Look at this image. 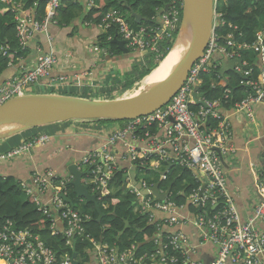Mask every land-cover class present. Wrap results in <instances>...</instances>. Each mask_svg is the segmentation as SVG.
Masks as SVG:
<instances>
[{
  "label": "built area",
  "instance_id": "1",
  "mask_svg": "<svg viewBox=\"0 0 264 264\" xmlns=\"http://www.w3.org/2000/svg\"><path fill=\"white\" fill-rule=\"evenodd\" d=\"M61 1L47 0V13L41 19L28 14L21 3L12 4L16 36L22 49L41 33H45L52 43L48 27L57 23L56 15ZM94 2L95 0H89V5L93 6ZM223 2L226 0H215L214 27L209 43L171 101L150 115L128 120L125 126L112 132L100 147L81 158V165L90 170L84 182L92 187V193H99L100 199L103 193L113 191L110 181L119 171L112 147L118 141H125L130 135L133 136L127 151L135 165L140 160L135 166V176L142 187L139 189L134 185L130 177H127L124 185L127 186V192L135 197L134 212L145 216L147 223L153 225V235L144 234V241L153 242V251L140 253L135 244L122 249L116 243L95 241L86 233L84 224L92 219V215L81 208L75 209L60 196L61 193L67 195V184L71 176H60L47 170L35 173L30 183H21L23 190L33 197L38 210L50 217L53 232L64 234L68 246L72 248L77 239L89 241L90 245L85 250L90 254L91 260L83 264H264V168L261 167L257 177L261 200L254 206L247 221H242L233 195L228 190V173L222 160L231 161L238 152L227 113L232 111L233 114H243L255 126L256 106L264 105V58L263 61L260 59V73L255 74L253 68V65H259L258 53L263 56L264 30H258L255 40H242L244 32L224 19V13L220 9ZM176 13H168L163 17V31L166 29L168 32L174 26L178 19ZM113 25L117 26L126 45L134 51L143 55L159 52L161 34L158 28H136L127 13L116 8L107 11L102 27L109 29ZM223 26L227 28L225 33L221 31ZM2 49L6 53V49ZM244 55H247V59ZM216 57L219 60H215ZM236 58H241V64L235 63L234 72L241 76L240 84L246 88V96L236 101L232 107H225L230 102V88L224 89L220 98L210 99L204 94L199 95L202 92L200 86L203 84V77L218 70L224 60ZM59 61L53 50L38 53L15 76L0 84V105L12 97L31 91L41 79L50 78ZM216 76L221 77L219 74ZM214 86L215 82L212 83V87ZM194 93L197 94L196 97ZM192 105L197 106V109H192ZM211 120L216 123L212 124ZM154 124L157 126L155 132L147 130ZM143 129L146 131L143 132ZM47 141L48 135L35 136L0 153V160L26 154ZM147 161L156 172L162 169L160 180L167 176V169L162 168L166 167L163 163H177L192 170L201 185L183 204L172 200L169 193L165 199H157L152 192V187L156 184L154 177L141 168ZM255 165L252 163L251 167L256 169ZM139 172L145 178L139 179ZM205 182L206 187L201 193ZM144 189H148L149 193H143ZM159 191L167 192L160 188ZM221 198L225 202L223 207L216 212L207 210L208 203L218 207ZM189 225L195 227L200 245L211 242L216 247V256L210 263L193 258L197 246L180 229ZM76 259L78 260L77 257ZM0 264H73V259L72 253L66 252L57 262L55 251L44 242L40 234L28 228H19L14 221L6 220L0 225Z\"/></svg>",
  "mask_w": 264,
  "mask_h": 264
},
{
  "label": "trees",
  "instance_id": "2",
  "mask_svg": "<svg viewBox=\"0 0 264 264\" xmlns=\"http://www.w3.org/2000/svg\"><path fill=\"white\" fill-rule=\"evenodd\" d=\"M95 1L97 3L96 6L88 7L78 0H63L56 15L57 24L67 25L77 19H83L99 26L103 23V18L107 11L111 8H117L127 13L136 28L145 25L149 28H158V31H160L163 26L161 18L156 17V12L168 3L171 5L167 13L178 12L180 21L177 28H174L170 34L165 29L161 34L159 52L146 54L147 59L142 71L139 69L136 70L137 72H133V75H136L135 81L138 82L142 77L144 79L158 66L160 63H158V60L162 62L165 59L173 46L182 19L183 0ZM14 3H21L24 10L28 14H33L37 19L43 18L48 9L47 0H9V2L0 0V74L8 67L19 64L21 59L27 58L32 51L29 44L25 49H22L19 44V39L16 36L15 13L11 9L3 13L4 8L11 7ZM128 7L140 13L148 21L141 24L136 23L131 17ZM220 9L224 13L226 21L238 26L244 32L242 40L252 41L255 39L256 31L264 29V0H226V2L220 4ZM224 28L225 26L221 28L223 33L227 31V28ZM115 36L122 39L118 33L117 26L113 25L98 36L95 42L98 45L97 48L103 53L108 51L113 54L123 53L117 43L112 41ZM2 48L6 49V53L3 52ZM129 50L132 51L131 48ZM257 56H260L263 61L264 52L263 56L261 53H258ZM156 57L159 59L156 60ZM244 58L247 59V55H244ZM260 65L261 62L259 65H253L255 74L260 70ZM215 74L203 77L201 91L205 97L210 99L220 98L224 89L230 88V102L228 101L225 107H232L236 101L246 96V88L240 84V75L235 72H229L227 79L218 78L217 80ZM214 80L217 81V84L212 88L211 83ZM132 83L133 81L131 85ZM191 108L196 110L197 106L192 105ZM127 121L119 120L117 122L125 123ZM108 122L115 121L109 120ZM211 123L215 124L216 121L211 120ZM156 129L157 126L155 124L147 128L150 132H155ZM144 131L146 129H143ZM138 162L140 160L136 162V165ZM163 165H166V167L162 168L167 169V176L163 180L156 178L154 180L155 183L159 182V188L167 190L172 200L179 204L186 203L187 197L201 185V181L195 177L192 170L177 163L170 165L164 162ZM141 168L147 170L148 173L155 171L149 166L148 161ZM161 171L162 169H159L157 173L160 174ZM122 173L123 171L120 169L110 181V185L114 187L113 191L103 193V196L98 199L100 208L104 213L100 220H98L95 204L81 200L70 183L67 184V196L73 200L75 209L81 208L92 215V219L86 222L84 226L86 233H89L95 241L110 244L116 243L122 249L135 244L140 253L146 250L153 251V242L144 241L145 233L149 236L153 235V225L147 223L145 216L134 212L133 203L135 202V197L130 192H123L125 182L122 178L125 173ZM91 188L89 187V190L92 192ZM224 204L225 202L221 198L218 207L215 208L213 204L208 203L207 210L216 212ZM191 209L194 210V207L191 206ZM6 220L14 221L19 228H28L32 232L40 234L44 242L55 251L57 262L62 259L66 252H73L72 248L66 244L64 234L62 232L58 234L53 232L50 217L45 216L38 210L33 197L23 190L21 183L13 176L0 177V225ZM75 244L79 264L90 261V254L85 250L90 245L89 241L77 239Z\"/></svg>",
  "mask_w": 264,
  "mask_h": 264
},
{
  "label": "crops",
  "instance_id": "3",
  "mask_svg": "<svg viewBox=\"0 0 264 264\" xmlns=\"http://www.w3.org/2000/svg\"><path fill=\"white\" fill-rule=\"evenodd\" d=\"M78 1L87 5L89 0ZM96 5L95 1L94 6ZM10 9L11 7L4 8L3 13ZM104 31L106 30L101 25L83 19H77L67 25L53 23L48 27L52 43L45 33L37 35L29 42L32 51L28 57L11 66V77L21 71L22 66L26 62L30 63L38 53L53 50L60 60L59 65L53 69L51 77L41 79L32 88L31 93L97 96L98 99L124 97L136 88L138 82L135 81L136 75H133V72L143 69L147 55L136 51L121 54H113L110 51L103 53L95 42ZM255 111V126L243 114H233L232 111L227 113L238 147L235 158L226 162L228 190L233 195L242 221H247L254 206L261 200L257 177L261 167L264 168V105H257ZM125 123L71 120L31 128L0 139V153H5L35 136H49V141L32 148L26 154L0 160V177L13 176L20 183H30L37 172L52 170L62 176L70 175L68 166L71 164H77L81 170H86L87 167L81 165L83 155L100 147L112 132L125 126ZM132 141L133 136L130 135L125 141H118L111 150L116 156L119 170L123 171L122 174L129 173L131 168L136 166L127 151L128 143ZM252 163L256 164V169L251 167ZM123 192H127L126 185ZM180 229L197 246L193 258L210 263L216 256V247L211 242L200 245V238L194 226H182Z\"/></svg>",
  "mask_w": 264,
  "mask_h": 264
},
{
  "label": "water",
  "instance_id": "4",
  "mask_svg": "<svg viewBox=\"0 0 264 264\" xmlns=\"http://www.w3.org/2000/svg\"><path fill=\"white\" fill-rule=\"evenodd\" d=\"M125 3V2H124ZM171 4H166L163 8L156 12V17L161 16L169 11ZM129 12L134 21L141 24L148 21L140 13L135 12L131 7ZM215 0H183L182 24L190 21L192 27L191 36L188 38L187 50L177 64V67L168 74L162 81L155 83L151 88L139 93L135 96L121 97L115 99H90L80 96L31 93L12 97L0 105V126L4 131L0 134V139H5L15 133L29 130L56 122H65L71 120H134L143 116L150 115L155 111L167 105L173 96L180 90L186 82L188 75L194 63L203 56L204 50L209 43L213 31ZM181 24V23H180ZM164 25V24H163ZM183 27H179L178 35L174 40L173 46L168 52L162 63L168 58L169 54L174 50L179 40V36ZM163 30L160 31L162 34ZM117 43L123 53L130 52L125 41L115 36L112 40ZM215 60H219L216 57ZM235 63L241 64V58L223 61L219 74L225 77L226 73L234 70ZM153 72V71H152ZM13 74V67H8L0 74V84ZM151 74V73H150ZM147 77V76H146ZM204 93L199 95L203 96ZM196 97V93H194ZM224 166L226 161L223 159ZM71 180L69 183L74 187L76 194L85 199L87 203H93L98 212V220L104 213L100 208L98 197L99 193H92L88 185L84 182V178L89 174L90 170H81L77 164L68 166ZM136 167H132L129 173H125L122 180L126 182L130 176L131 182L141 189L142 184L137 182L135 176ZM206 187L203 184L201 193ZM148 194L149 190H142ZM153 194L157 199L163 200L168 195V191L161 193L159 191V182L152 187ZM60 196L73 205V200L61 193ZM73 264H79L76 259V245L72 247Z\"/></svg>",
  "mask_w": 264,
  "mask_h": 264
},
{
  "label": "bare ground",
  "instance_id": "5",
  "mask_svg": "<svg viewBox=\"0 0 264 264\" xmlns=\"http://www.w3.org/2000/svg\"><path fill=\"white\" fill-rule=\"evenodd\" d=\"M182 27L183 30L179 36V40L176 44V47L174 48V50H172V52L169 54L168 58L162 63V65L156 71L154 70L151 74H149V76L146 78V83L153 84L162 81L177 67V64L183 58L188 47V38H190L192 31L190 21L188 20L184 22V24H181V28ZM3 131V127L0 126V134H2Z\"/></svg>",
  "mask_w": 264,
  "mask_h": 264
},
{
  "label": "rangeland",
  "instance_id": "6",
  "mask_svg": "<svg viewBox=\"0 0 264 264\" xmlns=\"http://www.w3.org/2000/svg\"><path fill=\"white\" fill-rule=\"evenodd\" d=\"M175 13H176V11H175ZM178 16V12L176 13V17ZM179 19H177L175 22H174V26L172 27V28H170V31H168V33H171L172 32V30H174V28H177V25L179 24ZM181 24H182V21H181ZM181 24H180V27H181ZM159 58H157L156 60H158ZM160 62V63H159ZM157 63V62H156ZM158 66L156 67V68H154V70L156 71L159 67H160V64H161V60L159 61L158 60ZM153 70V71H154ZM140 71H142V70H140ZM152 73V72H151ZM159 73H160V71H159ZM159 73H158V75H159ZM149 76V75H148ZM147 76V77H148ZM147 77H145L144 79H143V77L142 78H140V80L138 81V83H137V85H136V88L130 93V94H128V95H126V96H124V97H130V96H135V95H137V94H139V93H142V92H144L145 90H147V89H149V88H151L155 83H153V84H148V83H146V78ZM125 79H128L127 77H124ZM133 81V80H132ZM151 86V87H150ZM26 94H31V92L28 90L27 92H26ZM86 97H91L92 99H98L99 97H95V96H86ZM121 98V97H120ZM82 121H87V122H93V121H95V120H82ZM109 120H105V121H102V122H108ZM115 122H117V121H115ZM150 176H152V177H154V179H156V178H160V176H159V174L157 173V172H155V171H150ZM138 175V177H139V179H141V178H145V176H143L140 172L137 174Z\"/></svg>",
  "mask_w": 264,
  "mask_h": 264
},
{
  "label": "clouds",
  "instance_id": "7",
  "mask_svg": "<svg viewBox=\"0 0 264 264\" xmlns=\"http://www.w3.org/2000/svg\"><path fill=\"white\" fill-rule=\"evenodd\" d=\"M62 1H63V0H62ZM62 1H61V5H62ZM94 4H95V2H94ZM87 6H88V7H93L94 5H93V6H90V5H89V1H88ZM60 7H61V6H60ZM60 7H59V8H60ZM116 9H117V8H116ZM58 10H59V9H58ZM119 10H120V9H119ZM121 11H122V10H121ZM57 12H58V11H57ZM166 14H168V13L165 12V13L161 16V22H162V20H163V17H164ZM130 15H131V14H130ZM131 17H132V16H131ZM177 17H178V16H177ZM132 18H133V17H132ZM133 19H134V18H133ZM143 22H145V21H143ZM101 26H102V24H101ZM142 26H145V25H142ZM142 26H140V27H142ZM134 27H135V26H134ZM147 27H148V26H147ZM154 29H157V28H154ZM105 30H107V29H105ZM161 30H162V29H161ZM161 30H160V31H161ZM258 30H262V29H258ZM258 30L256 31V33L258 32ZM263 30H264V29H263ZM160 31H159V32H160ZM162 33H163V32H162ZM263 34H264V32H263ZM121 37H122V36H121ZM256 38H257V37H256V34H255V39H256ZM122 39H123V38H122ZM255 39H254V40H255ZM124 41H125V40H124ZM246 41H247V40H246ZM125 43H126V42H125ZM127 47H128V46H127ZM128 48H130V47H128ZM131 50H132L133 52H135L132 48H131ZM253 56L256 58V54H254ZM157 58H158V57H156V59H157ZM257 58H258L259 63H260V62H261V61H260V57L257 56ZM261 66H262V65H261ZM221 67H222V65L219 67L218 70L213 71V72H211L210 74H211V75H214V73H216L215 76L218 75V74H219V70H220ZM260 71H261V68H260V70H258V73H260ZM229 72H234V70H233V71L231 70V71H229ZM229 72L226 73L225 77H222V76L219 74V75L221 76L220 78L227 79V74H228ZM258 73H257V74H258ZM208 75H209V74H208ZM216 79L218 80L217 76H216ZM213 82H215V85L217 84V81L214 80V81H212V83H213ZM212 83H211V87H212ZM201 86H202V85H201ZM201 86H200V91H201ZM214 87H215V86H214ZM212 88H213V87H212ZM201 93H203V92H201ZM59 175H60V174H59ZM60 176H62V175H60ZM67 176H71V175H67ZM129 177H130V176H129ZM71 178H72V177H71ZM78 197H79V196H78ZM79 198H81V197H79ZM82 199H83V198H82ZM84 201H85V199H84ZM75 245H76V244H75Z\"/></svg>",
  "mask_w": 264,
  "mask_h": 264
}]
</instances>
